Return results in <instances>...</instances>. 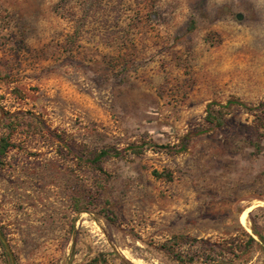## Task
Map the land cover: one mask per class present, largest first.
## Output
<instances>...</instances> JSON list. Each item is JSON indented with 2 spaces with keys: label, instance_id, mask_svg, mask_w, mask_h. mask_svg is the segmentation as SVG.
Instances as JSON below:
<instances>
[{
  "label": "rangeland",
  "instance_id": "rangeland-1",
  "mask_svg": "<svg viewBox=\"0 0 264 264\" xmlns=\"http://www.w3.org/2000/svg\"><path fill=\"white\" fill-rule=\"evenodd\" d=\"M233 98L264 101V0H0V264H180L175 236L263 229L264 124ZM102 148H127L107 174Z\"/></svg>",
  "mask_w": 264,
  "mask_h": 264
},
{
  "label": "trees",
  "instance_id": "trees-1",
  "mask_svg": "<svg viewBox=\"0 0 264 264\" xmlns=\"http://www.w3.org/2000/svg\"><path fill=\"white\" fill-rule=\"evenodd\" d=\"M228 104H241L246 106L249 110L254 111L256 110V118H257V124L263 125L264 124V101L260 102L257 106H249L247 103L240 99H230L228 101ZM5 122L4 125L6 127V132L2 133L0 136V167H2L5 162L4 158L8 154V152L17 146L16 142L13 140V131L18 126L17 120L13 119L16 118L17 114H13L12 116H9L8 112H5ZM12 117V118H11ZM18 118V117H17ZM215 115L212 112H209L206 116V120L208 121H214ZM198 133H201L198 131L197 133H193L191 135H197ZM58 140L63 142L65 144L64 146L69 149L70 151L74 150V146L70 143H64L63 136L59 135ZM78 147V145H77ZM81 149H85V145H80ZM127 148H123L121 150H111L109 148H102L99 151L91 152V157L89 158L90 163L101 173L107 174V171L104 166V160L107 156L111 155L112 153L116 155H124V151ZM129 149L133 150L134 152H137L142 149V146L139 144H129ZM75 152L77 153L76 149ZM155 173L157 175H160L159 171L155 170ZM253 232L250 233L247 230H245L246 235L248 236L247 240L244 241H213L210 238H185L184 236L178 235L175 236L174 241H167L164 242L162 245V248L170 255H172L180 264H193L199 261L200 257H203L205 261L209 262H220L226 264H237L235 261V258L240 257V255L246 250H248L253 244H258L261 241L264 242V228L261 229L257 226V224L254 222L252 225ZM254 235H257L259 240L254 237ZM190 241L191 243L189 245L195 246L199 245L200 249L202 250V254H198L197 251H184L182 250V244L187 243ZM0 242L4 248H7V244L5 242V239L0 237ZM232 254V256H231ZM202 255V256H201ZM229 256L228 259H226Z\"/></svg>",
  "mask_w": 264,
  "mask_h": 264
},
{
  "label": "bare ground",
  "instance_id": "bare-ground-1",
  "mask_svg": "<svg viewBox=\"0 0 264 264\" xmlns=\"http://www.w3.org/2000/svg\"><path fill=\"white\" fill-rule=\"evenodd\" d=\"M250 208V207H249ZM248 210L249 209H247L246 211H244L243 213H242V215H241V220H242V222H244L245 220H246V215H247V213H248ZM140 260V259H139ZM140 262V261H139Z\"/></svg>",
  "mask_w": 264,
  "mask_h": 264
}]
</instances>
